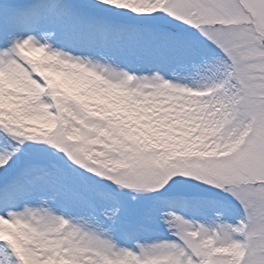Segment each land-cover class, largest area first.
Segmentation results:
<instances>
[{
	"label": "snow or ice",
	"instance_id": "6c2138e0",
	"mask_svg": "<svg viewBox=\"0 0 264 264\" xmlns=\"http://www.w3.org/2000/svg\"><path fill=\"white\" fill-rule=\"evenodd\" d=\"M0 264H264V0H0Z\"/></svg>",
	"mask_w": 264,
	"mask_h": 264
}]
</instances>
